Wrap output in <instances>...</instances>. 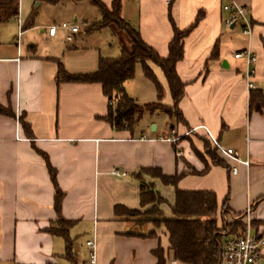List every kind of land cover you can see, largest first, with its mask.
I'll return each instance as SVG.
<instances>
[{
	"label": "crops",
	"instance_id": "crops-1",
	"mask_svg": "<svg viewBox=\"0 0 264 264\" xmlns=\"http://www.w3.org/2000/svg\"><path fill=\"white\" fill-rule=\"evenodd\" d=\"M101 1L110 8L113 0ZM229 1L121 0V18L161 57L168 53L172 24L184 30L199 15L175 64L184 83L178 102L183 121L166 114L164 124L144 119L131 129H117L105 119L108 101L100 83L56 81L58 62L70 73L92 72L99 57H117L130 46L114 26L84 35L88 25L100 20L89 0H18L16 17L1 16L0 105L10 113H0V264H72L64 256V239L48 230L59 218L71 221L67 233L77 264H88V247L75 244L82 232L86 240L96 241V264H156L152 250L158 246L169 264H187L172 258L167 232L152 220L156 216L114 213L115 205L142 210L151 206H140L144 181L164 199L161 216L172 217L174 187L143 173L146 168H158L164 175L184 172L179 189L213 191L218 227L231 215L244 220L248 208L252 222L264 221V106H249L251 91L260 90L264 97V0H232L249 8V36L240 25L239 35L236 25H224L222 5ZM32 11V26L23 28ZM61 23L79 25L72 41H66ZM53 25L57 28L49 35ZM93 32L100 35L93 39ZM115 44L116 56L111 49ZM246 49L256 56L249 79L245 59L234 57ZM147 64L162 87L161 102L170 105L161 69ZM134 73L144 76L141 64ZM144 78L139 94L136 77L124 82L125 91L138 101L142 97L144 103L154 102V84ZM202 125L249 165L219 155L223 164L212 163L200 150L201 141H210ZM45 158L61 191L59 212ZM205 164L208 169L202 174L190 171H200ZM234 165L237 172L232 174ZM225 198L228 212L221 215ZM252 231L262 233L255 227ZM259 264H264V247Z\"/></svg>",
	"mask_w": 264,
	"mask_h": 264
},
{
	"label": "trees",
	"instance_id": "trees-1",
	"mask_svg": "<svg viewBox=\"0 0 264 264\" xmlns=\"http://www.w3.org/2000/svg\"><path fill=\"white\" fill-rule=\"evenodd\" d=\"M100 12V20L96 21L85 28V32L100 29L105 26H114L121 31L129 42L128 48H122L117 57H99L96 69L92 72L70 73L64 69L62 64L58 62L56 72V81L60 82H97L102 86V91L108 101V111L105 119L109 121L117 129H131V127L140 119L142 114L147 111L149 113L163 112L170 117H175L179 121H183L181 111L178 108V102L183 95L184 83L178 77L175 71V64L183 56V39L188 35L191 29L197 23L196 20L188 28L184 30L177 29L172 24L173 36L168 43V53L165 57H161L141 38L138 29L131 26L120 16L121 0H113L110 8L101 0H89ZM18 14V0H0V19L4 17H16ZM34 11H32L26 19L23 28L32 26ZM140 63L145 77L150 79L155 87L157 100L145 103L143 105L131 96H129L124 88V82L134 75L136 63ZM148 62L158 66L166 80L168 91L171 98V104L165 105L161 102L163 91L160 83L156 80ZM249 106L256 110H261L264 106V97L260 90L250 92ZM0 113H10L8 109L0 105ZM26 132L29 131L28 125L22 123ZM209 140H203L205 153L209 156L214 164H223L216 151L209 149V145L215 150ZM46 167L54 185V208L59 212L61 203V191L57 187L55 180V170L50 166L45 158ZM208 169L205 164L200 171L190 169L192 173L202 174ZM143 173L158 178L164 185L174 187V202L170 206L172 214L171 218L162 217L158 205L164 202L157 190H154L150 182H140L139 201L140 206L151 204L149 210L153 209L154 213L144 212L145 215L156 216L153 218L155 224L163 226L168 235V250L172 254L174 260L187 264H220V253L223 242L231 235L239 234L243 231L244 220L237 219L232 223L224 226L226 223L222 218L221 226L216 223V196L213 191L209 190H184L177 188L178 180L183 176L184 172L174 175H164L158 168L142 169ZM139 209H127L122 205L114 206V213L126 214L137 213ZM228 212L226 198L221 207V215ZM240 218V217H239ZM253 224L264 221H254ZM71 221L59 218L57 225L48 230L59 235L64 239L65 252L64 256L77 264L72 254V241L68 237V228ZM230 227L226 231L225 228ZM253 227V226H252ZM264 236V233L259 234ZM152 254L156 258V264H169L165 256L163 248L158 246L152 250Z\"/></svg>",
	"mask_w": 264,
	"mask_h": 264
},
{
	"label": "built area",
	"instance_id": "built-area-1",
	"mask_svg": "<svg viewBox=\"0 0 264 264\" xmlns=\"http://www.w3.org/2000/svg\"><path fill=\"white\" fill-rule=\"evenodd\" d=\"M222 10L227 13L223 20L226 27H231V25L239 24L242 29V33L249 36L252 32V23L249 14V8L245 5H240L234 1H229L222 5ZM61 28L66 30V41H72L73 34L79 31L78 24H67L61 23ZM57 26H50L48 29V34L53 35ZM235 58H244L247 66L246 79H249L252 74V69L249 67L256 61V56L248 49L237 51L234 53ZM248 87H252V84L248 82ZM209 136V139L215 148L216 153L221 157H227L234 160L236 163H242L245 166L249 165L248 160H240L238 153L235 149L230 147H225L221 145L214 137L211 136L208 129L202 125L201 126ZM178 138V137H177ZM177 138H168L175 141ZM180 153V152H179ZM117 173V171H115ZM230 172L235 174L237 172V167L234 165L231 167ZM249 208L246 211L244 217V228L243 231L236 235H231L225 239L223 242L221 253H220V264H259L262 249L264 247V236L253 233L251 221L248 216ZM85 245L88 247V264H96V241L95 239H88L85 241Z\"/></svg>",
	"mask_w": 264,
	"mask_h": 264
},
{
	"label": "rangeland",
	"instance_id": "rangeland-1",
	"mask_svg": "<svg viewBox=\"0 0 264 264\" xmlns=\"http://www.w3.org/2000/svg\"><path fill=\"white\" fill-rule=\"evenodd\" d=\"M90 18V17H89ZM97 18V17H96ZM99 18V17H98ZM13 23V22H12ZM9 24V26H13L14 24ZM4 27H6V26H4ZM103 31H110V30H108V29H105V30H103ZM115 31V30H114ZM234 31H235V34L236 35H239L240 34V32H239V24H237L236 26H235V29H234ZM95 33V34H94ZM98 33V32H97ZM109 33H111V32H109ZM90 34V33H89ZM88 33H85L84 35H89ZM96 35H100V34H96V32H93V33H91V37L93 38V39H96V37H98V36H96ZM7 36L9 37V36H11V31L10 30H8L7 31ZM83 36V35H82ZM85 36H83V38H84ZM110 42L111 41H113L114 43H115V35L113 34V33H111V35H110ZM107 45H108V43H107ZM116 48H117V45L115 44L114 46H112L111 47V49H112V52H113V54H115V56L118 54L117 53V51H116ZM139 65H140V63L138 62V63H136V67L138 68L139 67ZM134 77H136V88H137V93L139 94L140 92H141V90H143V89H141V88H143L142 87V85H141V79H142V81H146L145 80V78H144V76H141V74L139 73V76H137L135 73H134V75H133V77L132 78H134ZM149 83V86L150 87H152V84L150 83V82H148ZM139 89H141V90H139ZM134 99L138 102V104H140V105H143V104H145L144 102V98H142V97H140V99L141 100H139L138 101V99H137V97H134ZM144 119H152V120H155V121H157V122H159L160 124L162 123V124H164L167 120H168V116L165 114V113H163V112H157V111H155V112H153V114H149L147 111H145L143 114H142V116L140 117V119L136 122V125L137 124H139L141 121H143ZM168 130V129H167ZM202 142V141H201ZM200 142V144H201V147H200V150L203 152V154H204V152H205V150H204V148H203V146H204V143L202 142L201 143ZM209 149L210 150H212V152L213 151H215L213 148H212V146H210L209 145ZM162 203H160L159 205H158V207L161 205ZM150 207L151 206H148L145 210L143 209H139V211L137 212V213H133V214H130L131 216H133V217H136V216H143V215H145L144 214V212L146 213L149 209H150ZM148 212H150V213H154V210L153 209H151V210H149ZM237 219H240L239 217H235L234 215L232 216L231 215V217L230 218H224V221H225V225L224 226H226V225H228L229 223H232L233 221H235V220H237ZM251 221V220H250ZM251 223V226H253V227H255L256 229H259L262 233H264V224H261V223H256V224H253L252 223V221L250 222ZM225 230L226 231H228V230H230V227H227V228H225ZM86 233H84V232H82V233H80L75 239V244L76 245H79L80 247L82 246H85L84 245V243H85V241H86ZM87 256H88V254H87ZM70 264L69 262H63L62 264Z\"/></svg>",
	"mask_w": 264,
	"mask_h": 264
},
{
	"label": "water",
	"instance_id": "water-1",
	"mask_svg": "<svg viewBox=\"0 0 264 264\" xmlns=\"http://www.w3.org/2000/svg\"><path fill=\"white\" fill-rule=\"evenodd\" d=\"M232 26V25H231Z\"/></svg>",
	"mask_w": 264,
	"mask_h": 264
}]
</instances>
